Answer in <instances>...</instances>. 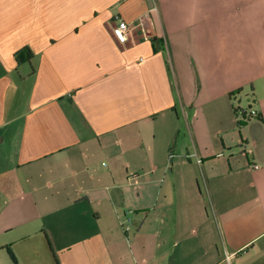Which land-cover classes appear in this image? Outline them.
Here are the masks:
<instances>
[{"label":"crops","instance_id":"0c3cea01","mask_svg":"<svg viewBox=\"0 0 264 264\" xmlns=\"http://www.w3.org/2000/svg\"><path fill=\"white\" fill-rule=\"evenodd\" d=\"M0 264H264V0H0Z\"/></svg>","mask_w":264,"mask_h":264},{"label":"rangeland","instance_id":"374dc122","mask_svg":"<svg viewBox=\"0 0 264 264\" xmlns=\"http://www.w3.org/2000/svg\"><path fill=\"white\" fill-rule=\"evenodd\" d=\"M243 95H241L239 99H236L233 101L234 108L237 111L235 116L237 117V120H238L239 125H240V126H236V127L239 128L238 130H240L241 132L243 130L241 125H243L249 119L255 120L257 118L256 116H253L251 118L249 116L254 111L253 110V108H254L253 102H251L252 96L250 94H248L246 96H243ZM242 112H245V114ZM255 112H257V111H255ZM257 115H258V112H257ZM243 147H246V148L243 149ZM249 149L250 148H248L247 145L246 146L243 145L242 147H239L240 152L243 151V153H244V151H245V154H247ZM243 254H245V253H243ZM242 260H246L245 255H242Z\"/></svg>","mask_w":264,"mask_h":264},{"label":"built area","instance_id":"2783aa9c","mask_svg":"<svg viewBox=\"0 0 264 264\" xmlns=\"http://www.w3.org/2000/svg\"><path fill=\"white\" fill-rule=\"evenodd\" d=\"M114 21L116 23V27L114 28V35L116 36V38L120 41L123 42L125 40V35L128 32V24L126 22H124L120 17L115 16ZM237 112V111H236ZM245 114V112H242ZM250 118L253 116L258 117L257 112L253 111L250 115ZM252 169L257 170L258 166L257 165H252L251 166ZM131 215L132 212L131 211H127L124 213L123 215V219L119 222L120 224V228L122 230L123 233H126L130 226H131Z\"/></svg>","mask_w":264,"mask_h":264},{"label":"trees","instance_id":"16d2710c","mask_svg":"<svg viewBox=\"0 0 264 264\" xmlns=\"http://www.w3.org/2000/svg\"><path fill=\"white\" fill-rule=\"evenodd\" d=\"M15 60L17 64L23 63V62H28L31 58V52L25 48L22 49L21 51H18L15 55ZM234 115H236V110L233 109Z\"/></svg>","mask_w":264,"mask_h":264}]
</instances>
